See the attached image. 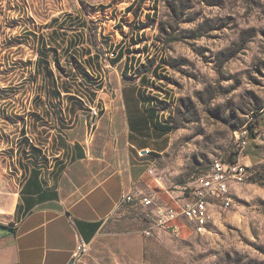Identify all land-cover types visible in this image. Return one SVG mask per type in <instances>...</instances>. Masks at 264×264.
Returning a JSON list of instances; mask_svg holds the SVG:
<instances>
[{"label": "rangeland", "instance_id": "374dc122", "mask_svg": "<svg viewBox=\"0 0 264 264\" xmlns=\"http://www.w3.org/2000/svg\"><path fill=\"white\" fill-rule=\"evenodd\" d=\"M124 89L155 115L143 138L160 148L148 176L159 205L182 200L188 179L236 154L235 131H251L247 182L213 206L207 231L154 230L146 264H264V0H0V150L13 171L36 127L50 161L57 132L121 106ZM128 212L149 226L141 207Z\"/></svg>", "mask_w": 264, "mask_h": 264}, {"label": "crops", "instance_id": "0c3cea01", "mask_svg": "<svg viewBox=\"0 0 264 264\" xmlns=\"http://www.w3.org/2000/svg\"><path fill=\"white\" fill-rule=\"evenodd\" d=\"M134 61L126 58L124 66L131 70ZM117 98L121 106L102 108L89 126L69 129L67 138L57 132L50 161L42 127L15 171L13 155L0 150V264H146L148 238L129 219L131 205L120 201L128 192L155 199L148 176L160 148L143 138L153 127L140 91L124 89ZM81 242L89 252L74 259Z\"/></svg>", "mask_w": 264, "mask_h": 264}, {"label": "built area", "instance_id": "2783aa9c", "mask_svg": "<svg viewBox=\"0 0 264 264\" xmlns=\"http://www.w3.org/2000/svg\"><path fill=\"white\" fill-rule=\"evenodd\" d=\"M250 133V129L235 131L236 154L232 159L214 160L206 172L188 179L180 188L182 202L175 199L172 205H159L148 195L128 192L122 196L120 205L141 207L144 219L149 225L143 230V235L147 238L152 236L154 230L179 236L188 225L200 233L207 231L213 222V206L218 202L230 200L231 184H243L250 177V169L242 162ZM149 153L150 151H146V154ZM149 175L153 176L154 170H149ZM88 252L89 246L81 242L74 251V259H79Z\"/></svg>", "mask_w": 264, "mask_h": 264}, {"label": "trees", "instance_id": "16d2710c", "mask_svg": "<svg viewBox=\"0 0 264 264\" xmlns=\"http://www.w3.org/2000/svg\"><path fill=\"white\" fill-rule=\"evenodd\" d=\"M122 58H123V52L120 50V51L118 52L116 58L114 59V62H115V63H118ZM41 63H43V62H41V60H39V64H40V65H41ZM56 66H57L58 69H60L58 63L56 64ZM45 71L48 72V69L46 68ZM143 78H144V77H143ZM101 86H102L101 84L98 85V87H101ZM100 89H101V88H100ZM47 98L49 99V94H48V93H47ZM153 115H154L153 112H150V113H149V117H150L151 119L154 118ZM199 174H200V173H199ZM196 175H197V174H196ZM253 180H254L255 182H257V183L260 182V178L258 177V175L253 176Z\"/></svg>", "mask_w": 264, "mask_h": 264}]
</instances>
